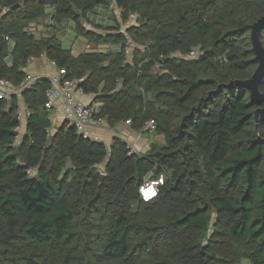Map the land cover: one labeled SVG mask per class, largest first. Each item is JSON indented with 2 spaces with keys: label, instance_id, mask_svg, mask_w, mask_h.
<instances>
[{
  "label": "trees",
  "instance_id": "obj_1",
  "mask_svg": "<svg viewBox=\"0 0 264 264\" xmlns=\"http://www.w3.org/2000/svg\"><path fill=\"white\" fill-rule=\"evenodd\" d=\"M114 1L120 18L109 11L102 33L85 24L112 0H0L1 77L20 86L46 57L94 96L96 120L154 121L166 141L132 153L66 122L52 132L47 79L22 95L19 141L20 99L0 98V264H264V122L231 85L259 66L264 0ZM68 27L94 50L75 56ZM161 175L143 201L144 180Z\"/></svg>",
  "mask_w": 264,
  "mask_h": 264
},
{
  "label": "built area",
  "instance_id": "obj_2",
  "mask_svg": "<svg viewBox=\"0 0 264 264\" xmlns=\"http://www.w3.org/2000/svg\"><path fill=\"white\" fill-rule=\"evenodd\" d=\"M109 11H113L116 13V16L120 18L121 11L116 6L114 0L110 4ZM121 33L125 34V29L120 30ZM131 47L128 49L129 54L130 50H133L135 44L130 41ZM65 71L61 70L60 77H48L41 76L38 78H31L27 75V78L23 84L20 86L14 85L12 82L6 80L5 78L0 76V98L6 101L12 100L14 97H18L20 99V118L22 125L18 129V140H22V131L21 128L24 125V122H27V118L29 116L28 108L25 105L24 100L22 99L23 93L31 89V87L41 79H47L51 85L48 91L49 102L47 107L51 111L50 118L54 113L55 109V99L60 97L63 100V110L65 113L64 122L67 123L68 126H73L76 131L83 135L85 138H92L90 133V128L92 126L101 127L105 126V121H99L95 119V114L98 113L100 105H94L93 101H83L80 99V96L86 95L83 93L79 87V81H69L64 79ZM157 126L154 121H148L144 126L142 132H155ZM94 139V138H92ZM97 140V139H95ZM98 141V140H97ZM132 153H140L137 152L134 146L127 143ZM165 178L164 175H161L157 179H145L144 183L140 187V195L143 201L151 202L154 200L158 194L160 187L164 185Z\"/></svg>",
  "mask_w": 264,
  "mask_h": 264
},
{
  "label": "crops",
  "instance_id": "obj_3",
  "mask_svg": "<svg viewBox=\"0 0 264 264\" xmlns=\"http://www.w3.org/2000/svg\"><path fill=\"white\" fill-rule=\"evenodd\" d=\"M112 16L113 14L109 12V10L103 9L99 11L98 15L93 16L91 20L99 23V25L105 22L107 23V25H112L114 24L113 20H111ZM108 20H110V22H108ZM91 50H94L93 44L86 39V44L82 48V50L79 52H75L73 49V54L75 56H78L79 54L85 51H91ZM99 50L104 51L106 50V48L100 46ZM131 53L132 50H130V54ZM26 72L27 75L33 79L41 76H48V77L61 76V70L58 69V67L54 63L50 62L46 57L33 60L27 67ZM80 99H82L83 101L90 102L93 101L92 99H94V96L83 95L80 96ZM64 120H65V113L63 110V100L60 97H58L55 99V109H54V113L51 116V121H52L51 131L54 132L59 126L62 125ZM26 125L27 122H24V125L22 127L23 128L22 137L26 133ZM90 133L92 135V138L97 139L100 142H104L107 145H110L113 139L115 137H118L126 141L130 145L134 146L137 152H141V153H147L148 151H150L152 149L153 144L163 145L166 143L165 137L163 135H158L155 134L154 132L133 131L131 129L130 121L122 123L116 126L114 129L111 128V130H106L103 125L98 128L96 126H92L90 128Z\"/></svg>",
  "mask_w": 264,
  "mask_h": 264
},
{
  "label": "water",
  "instance_id": "obj_4",
  "mask_svg": "<svg viewBox=\"0 0 264 264\" xmlns=\"http://www.w3.org/2000/svg\"><path fill=\"white\" fill-rule=\"evenodd\" d=\"M251 30L253 51L255 52L259 66L250 79L244 81H235L232 82L231 85L235 84L240 88H246L250 90V98L252 103L260 106L255 113V118L258 124L260 121L264 122V93L260 91V84L264 77V45L261 40L262 31L264 30V17L255 22L251 26ZM104 177L105 175L102 174V182Z\"/></svg>",
  "mask_w": 264,
  "mask_h": 264
},
{
  "label": "rangeland",
  "instance_id": "obj_5",
  "mask_svg": "<svg viewBox=\"0 0 264 264\" xmlns=\"http://www.w3.org/2000/svg\"><path fill=\"white\" fill-rule=\"evenodd\" d=\"M108 22H110V20H108ZM112 23V22H111ZM99 25V23L97 22H94V21H89V22H86L85 24V27L87 29H90V30H95L97 32L101 31L102 33H104V30H100L98 28H96V26ZM102 26H109L107 25V23H103V24H100ZM45 33L47 32V29L45 28L43 30ZM63 37H64V43H65V46L68 47V48H73L75 52H79L82 50V48L85 46L86 44V39L84 37H75V33L71 31V28L68 27L65 29L64 33H63ZM93 100V99H92ZM104 128L106 130H111V128L109 127L108 123L105 122V126ZM21 131L23 132V128H21ZM141 153V152H140ZM240 264H250L249 260L247 259H244L240 262Z\"/></svg>",
  "mask_w": 264,
  "mask_h": 264
}]
</instances>
